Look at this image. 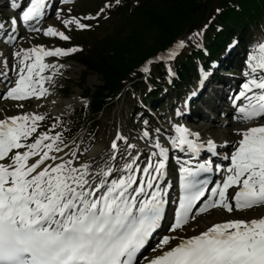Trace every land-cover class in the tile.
<instances>
[{
  "label": "snow or ice",
  "instance_id": "obj_1",
  "mask_svg": "<svg viewBox=\"0 0 264 264\" xmlns=\"http://www.w3.org/2000/svg\"><path fill=\"white\" fill-rule=\"evenodd\" d=\"M73 2L59 0V26L41 27L55 6L51 0H28L26 5L9 0L19 16L0 21V42L15 47L7 56L0 52V87L6 89L0 99L16 102L20 109L30 99H46L62 75L59 59L81 50L78 45H18L20 25L69 42L72 30L92 29L91 22L99 24L122 5V0H103L94 13L76 15ZM207 27L175 40L140 71L148 73L153 61L174 60ZM167 72L174 75L171 67ZM210 72L200 70L201 87ZM242 74L230 102L233 119L245 127L234 130L237 139L222 144L202 138L179 120H170L167 129L151 128L145 120L135 136L117 128L110 144L89 156L83 132L69 135L75 125L63 114L21 111L0 118V264H264V214L229 218L201 231L192 227L188 234L189 225L212 209L231 214L264 208V40L251 45ZM196 94H188L185 108ZM81 103L87 109L88 100L81 98ZM181 115L177 108L175 116ZM226 147L230 154L219 151ZM203 152L209 155L201 158ZM173 153L175 193L168 180ZM170 204L168 227L157 235ZM154 236L156 242L145 254Z\"/></svg>",
  "mask_w": 264,
  "mask_h": 264
},
{
  "label": "trees",
  "instance_id": "obj_2",
  "mask_svg": "<svg viewBox=\"0 0 264 264\" xmlns=\"http://www.w3.org/2000/svg\"><path fill=\"white\" fill-rule=\"evenodd\" d=\"M263 15L264 0H122V5L112 11L118 30L103 38L92 32L79 36L86 42L76 44L81 50L70 58L87 72L100 75L103 86L91 95L87 109L65 118L75 125L69 135H75L103 109L112 107L128 88L153 96L159 91L160 81L166 80L168 67L179 80L188 83L195 75L193 59L199 56L207 60L197 43L211 57H217L233 35L244 37ZM205 24L208 27L203 34L189 41L174 60L151 64L156 77L140 71L147 60L166 52L175 40L199 32Z\"/></svg>",
  "mask_w": 264,
  "mask_h": 264
},
{
  "label": "rangeland",
  "instance_id": "obj_3",
  "mask_svg": "<svg viewBox=\"0 0 264 264\" xmlns=\"http://www.w3.org/2000/svg\"><path fill=\"white\" fill-rule=\"evenodd\" d=\"M1 1L2 0H0V2ZM102 3L103 0H77L76 3L72 5V8L74 14L82 15L90 12L94 13L102 5ZM0 5H5V4L0 3ZM58 7H63V6L60 5ZM0 10L5 11V8H0ZM6 16H9V14L7 13ZM117 22L118 20L112 16V12H111L109 18L101 19L99 21V24H96L95 22H91L93 23L92 29L72 30L69 33L72 37L71 41L69 42L60 41L58 38L45 37L42 33H34L28 36L25 35V38L21 40L18 43V45H21L23 47L44 45L46 48H52L56 46L70 47L75 45V43L84 44L86 41H81L79 39V36H85L87 35L86 32L89 31L94 33L96 36H99V38H103L104 36L110 35L113 31L118 30L119 26ZM48 24H56L57 26H59L55 18V13L53 16H51V18L48 21L44 22L41 25V27H47ZM258 40H264V17L258 23L257 27L251 30L249 34L250 42L248 45L249 46L248 49H250L251 45ZM12 48L15 50V47ZM0 50H4L2 53L5 54V49H0ZM71 56L72 54L67 57H63L59 59L58 62L64 66L62 69H60L62 75L56 76L55 84L50 86V94L47 96L46 99L44 98H41L40 100H36L35 98L30 99L29 101L24 103L23 109L17 108L16 102L13 101L0 102V118H3L5 115L17 114L21 111H29V112L38 111L41 113L47 112L52 117L63 114L64 118H66L72 115L75 111L84 108V105L81 103V98L87 99L89 105L90 96L93 95L98 88L103 86V80L101 76L98 75L97 73L87 72L85 67H83L82 65H80L75 61L69 60ZM55 60L56 58H46V61L49 63H52ZM154 74H155L154 76H156V73ZM86 93L89 96H86ZM123 94L121 95L120 99L113 107H107L106 109H104V111L96 119L94 124L88 126L87 128L83 129V131H81L83 132V140L90 146V151L87 153V155L90 156L92 152H94L93 155H97L98 153L101 152L102 149L108 146L110 144L111 139L114 138L117 128H119L125 135L135 136L138 129H140L139 126H143L145 120H147L149 122V125L152 126H154L153 125L154 122V124L158 126H162L163 129H167L169 127V120L167 118L168 113L167 110H165V108L162 109L160 112H158V114L157 113L153 114V116H155L153 119H149V118L143 119V121H141V123L139 124L138 116L141 114L142 111L140 112L138 111L139 113L135 114L132 118H131V114L132 111L135 110L132 109V107L136 103L137 104L140 103L141 95L137 92H134L132 89L130 90V92H125ZM172 94L174 95V90H172ZM53 101H55V103H53ZM171 104L175 105V99L172 101ZM38 105H42V106L37 107ZM203 109L206 111V113H208L210 117L215 118L216 116L215 114H213L211 111H209L206 108ZM162 113L165 114L163 118L160 117ZM207 118L208 117H205V120H207ZM44 123L45 126H47L49 121H45ZM192 123L194 125V126L192 125L193 127H198V128H202V126L204 127L206 125L207 126L211 125L212 131L203 134V136L212 138L215 141L222 142L225 141L226 139H229L228 137H232V141L237 139V136L235 135L234 132L236 128H234L233 130L231 129L232 127L230 126L225 127L224 129H226L228 132L227 131L224 132V129H222V127L219 128V124H217V121L209 124L207 122L205 123L204 119L201 118L200 124L196 123L195 121H193ZM153 128L156 127L154 126ZM240 128H242L241 125ZM195 130L199 131L201 129H195ZM218 130L221 132L219 133ZM227 133L228 136L226 135ZM90 136L92 137L91 140L89 139ZM164 140L165 137L161 136V142H163ZM132 142L136 143V141H132ZM139 144L141 146V151L143 152L144 151L143 141H140ZM258 208L259 207L251 211H246V212L243 211L238 214L234 212L232 213V215L235 214L236 218L237 217L252 218L264 214V208H260V209ZM222 212L225 211L221 209H219V211L213 209L212 211L201 214L195 221L192 222V224L189 225L188 234L189 235L192 234L190 230L192 227H195L197 231H201L206 227V225L208 226L211 223L227 220L232 216V215L231 216L225 215L224 217H221L222 215L218 216L216 214ZM225 213L228 214L227 212ZM211 214H214V217L210 218L209 216Z\"/></svg>",
  "mask_w": 264,
  "mask_h": 264
},
{
  "label": "bare ground",
  "instance_id": "obj_4",
  "mask_svg": "<svg viewBox=\"0 0 264 264\" xmlns=\"http://www.w3.org/2000/svg\"><path fill=\"white\" fill-rule=\"evenodd\" d=\"M7 1H8V0H2L0 3L5 4V2H7ZM1 44H2V45H1ZM9 47H10V46H5V45H3L2 42H0V49H5V51H6V53L3 54V55L7 56L8 53H9L10 51H14L13 48L11 49V48H9ZM0 51L3 52L4 50H0ZM11 63H12V60L9 59V64L11 65ZM222 96H224V95H222ZM228 122H229L230 124H233V125H235V123H237L236 120L233 119V116L229 118ZM193 126H194V125H193ZM193 126H192L193 129H201V130L203 129L202 131L199 130L201 135L206 134L207 132L212 131V130H211V129H212V126H211V125H208V126L206 125V126H204V127L202 126V128L193 127ZM233 130H234V129H233ZM203 131H204L205 133H204ZM215 131H216V129H215ZM218 131H219V130H218ZM226 131H227V130L224 129V132H226ZM220 132H221V131H219V133H220ZM227 132H228V131H227ZM212 134H213V133H212ZM219 135H220V134H219ZM226 135L228 136V133H227ZM226 135H225V136H226ZM229 135H230V134H229ZM225 138H226V137H225ZM228 138H229V139H226V140H228V141L231 140V141H232V137H228ZM93 153H94V152H92L91 155H93ZM91 155H90V156H91ZM218 211H219V210H218ZM216 214H217L218 216H219V215H222L221 217H224L225 215H230V216L232 215V214H226V213H223V212H222V213H216ZM237 214H238V213H237ZM232 216H234V217H232ZM232 216H231L230 218H236V217H235V216H236L235 214H233ZM209 217H210V218H211V217H214V214H211ZM226 219H227V218H226ZM228 219H229V218H228ZM223 221H224V220H223ZM219 222H222V221H219ZM215 223H216V222H215ZM211 224H212V223H211ZM211 224H209L208 226H210ZM202 227H203V226H202ZM206 227H207V225H206ZM206 227H205V228H206ZM205 228H204V229H205Z\"/></svg>",
  "mask_w": 264,
  "mask_h": 264
}]
</instances>
